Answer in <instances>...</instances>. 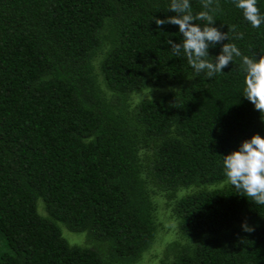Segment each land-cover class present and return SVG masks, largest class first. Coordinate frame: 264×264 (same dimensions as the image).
Wrapping results in <instances>:
<instances>
[{
  "label": "trees",
  "instance_id": "trees-1",
  "mask_svg": "<svg viewBox=\"0 0 264 264\" xmlns=\"http://www.w3.org/2000/svg\"><path fill=\"white\" fill-rule=\"evenodd\" d=\"M170 2L0 0V264H137L152 251L155 264H264V205L223 169L264 136V114L243 97L240 57L208 78L173 55L179 26L155 23L176 15ZM217 5L212 26L236 32L209 59L225 43L264 55V23Z\"/></svg>",
  "mask_w": 264,
  "mask_h": 264
},
{
  "label": "clouds",
  "instance_id": "clouds-1",
  "mask_svg": "<svg viewBox=\"0 0 264 264\" xmlns=\"http://www.w3.org/2000/svg\"><path fill=\"white\" fill-rule=\"evenodd\" d=\"M235 6L242 10L244 18L253 28H259L264 23V15L257 6V0H234ZM214 0H201L202 11L193 14L190 0H171L169 11L176 15L167 19H156L157 26L173 24L179 26L183 39L175 43L167 41L173 55L180 56L181 52L187 57V62L193 69L194 75L205 74L208 78L223 72L234 57H240L245 73L243 97L249 100L257 111L264 114V55L259 59L242 55L239 48L232 43L223 44L221 53L215 59H209V46L229 39L228 32H236V26L223 33L216 27L213 13L218 5L213 7ZM206 23L201 26L196 21ZM237 39H243L239 33ZM223 169L227 181L238 192L258 205H264V136L254 134L242 142L239 150L223 156ZM246 231H252L247 225H242Z\"/></svg>",
  "mask_w": 264,
  "mask_h": 264
},
{
  "label": "rangeland",
  "instance_id": "rangeland-1",
  "mask_svg": "<svg viewBox=\"0 0 264 264\" xmlns=\"http://www.w3.org/2000/svg\"><path fill=\"white\" fill-rule=\"evenodd\" d=\"M156 91H149V90H145V91H141V92H138L136 94L133 95L132 97V101L136 102L137 100H140L142 98H146V97H151L152 95L155 94ZM159 196H157L158 198ZM158 201V205H157V209H158V215L157 217L160 219L163 220L164 218L167 217V215L169 214V211H170V208L169 206L165 205V201L163 198L159 197L157 199ZM163 226L162 228L160 227V233H163V237L164 238H169L172 236V233L171 231L169 230L168 231V228H166V223L164 222H161V224L159 226ZM61 232H62V235L64 237H66L68 239V241L70 243L72 242H76L77 244H81V245H88L87 243L89 242V244H91V241H85V240H88V239H84V236L81 235V234H70V232L65 229L64 227H61ZM86 242V243H85ZM152 252H149L148 255L144 256V258L138 262L137 264H155V259L151 258L152 257Z\"/></svg>",
  "mask_w": 264,
  "mask_h": 264
}]
</instances>
